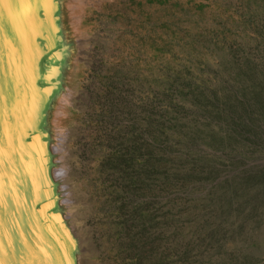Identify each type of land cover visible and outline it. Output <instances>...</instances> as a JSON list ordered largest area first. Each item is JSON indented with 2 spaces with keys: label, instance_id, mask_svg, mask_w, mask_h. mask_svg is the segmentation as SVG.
Wrapping results in <instances>:
<instances>
[{
  "label": "rangeland",
  "instance_id": "obj_1",
  "mask_svg": "<svg viewBox=\"0 0 264 264\" xmlns=\"http://www.w3.org/2000/svg\"><path fill=\"white\" fill-rule=\"evenodd\" d=\"M89 2L64 123L83 264H264V180L207 196L264 168L262 122L246 146L207 147L231 95L264 97V0Z\"/></svg>",
  "mask_w": 264,
  "mask_h": 264
},
{
  "label": "bare ground",
  "instance_id": "obj_2",
  "mask_svg": "<svg viewBox=\"0 0 264 264\" xmlns=\"http://www.w3.org/2000/svg\"><path fill=\"white\" fill-rule=\"evenodd\" d=\"M89 3L0 0V264L85 263L72 211L80 201L70 183L72 134L64 123L77 95L70 86L79 73L73 52L84 39ZM55 208L61 213L46 215Z\"/></svg>",
  "mask_w": 264,
  "mask_h": 264
},
{
  "label": "trees",
  "instance_id": "obj_3",
  "mask_svg": "<svg viewBox=\"0 0 264 264\" xmlns=\"http://www.w3.org/2000/svg\"><path fill=\"white\" fill-rule=\"evenodd\" d=\"M231 96H234L233 98L235 99V101L232 103V101L229 100L228 103L231 104L229 108L232 111L231 113L234 114L230 115V113H228L223 116L218 114V117H220V119H222L221 116L225 118L222 119L225 123V127L223 128L222 126L219 129L220 134L218 136L212 135L211 138H209L210 140H208L209 142L207 141V147H209V149L212 150L213 152H215L218 149H223L226 146L229 147L231 144H239L240 146L245 145L244 141L246 140L250 141V139L259 136V132L257 131L256 126H259L260 125L259 123L261 122L264 124V99H263L264 97L253 94V96L250 98H248V96L237 98L236 93H234V95ZM210 104L214 105L216 104V102L212 101ZM200 132H201L200 130H193L191 133L187 132L183 136H186L185 138L191 139L192 141L195 140L203 141L207 136H209V134L207 133L202 138L197 137L196 133H200ZM192 133H195V135L191 136ZM218 160L223 161L224 159L221 156H215L214 161H218ZM227 162L229 163L230 166H235L239 163V160L232 159V160H228ZM208 167L207 169L209 173L205 174V176L203 177L201 176V172L197 171L196 167L190 166L187 172L183 171L182 174L183 178L184 180H186V182L188 181L190 183L197 181L200 182L202 179L207 180L212 175H215L217 172H219V170H217L216 165H212V169L210 168V166ZM178 169L180 170V168ZM240 174L241 175H239V177L236 178L238 179L237 182L238 184L236 182L232 184L233 182L232 181L230 182L231 179L220 181L215 186L211 187V189L207 192V196L211 195L210 194L212 193L211 190L217 187L219 188L222 187L224 189L232 185H237L239 186L240 189H242L243 185H248L250 183H252L253 185L258 181L264 180V168L258 169L256 171L245 170V171H241ZM231 206L232 205L229 204L230 208H232ZM252 210H255V206L253 207Z\"/></svg>",
  "mask_w": 264,
  "mask_h": 264
},
{
  "label": "water",
  "instance_id": "obj_4",
  "mask_svg": "<svg viewBox=\"0 0 264 264\" xmlns=\"http://www.w3.org/2000/svg\"><path fill=\"white\" fill-rule=\"evenodd\" d=\"M59 50L62 51V53H63L64 50H65V47H64V46H61V47H59ZM42 61H43V70H48L47 68H49L48 66H50L51 63H50L47 59H43ZM41 84H43V83H40V84H39V87H40V88H46V85H45V84H43V85H41ZM56 96H57L56 93H54V94H52V96H50V97H51V99L49 100V103H50V104L47 103V106H49V107L51 108V101H54V99H55ZM47 106H46L45 109H44L45 111L49 109V107H47ZM41 127H42V126H41ZM45 131L47 132V128H46L45 125H44L43 128H42V134H41L42 136H45V135H46V132H45ZM26 133L29 134V137H30V134H31L32 132H28V131H27ZM31 135H32V134H31ZM33 136H34V135H33ZM26 137H27V136H26ZM30 138H31V137H30ZM46 141H47L46 138L42 139V142H43V143L46 142ZM44 159H50V157L47 156V155H45V156H44ZM256 164H264V160H259V161H257ZM222 179H223V178H222L221 175L219 174V175H218V178L216 179V182H215V183L219 182V181L222 180ZM189 193H192V191L190 190ZM189 193H188V191L185 192L186 195L189 194ZM57 196H58V194L54 195L53 198H55V197H57ZM40 206H41L40 203L36 204V205H35V208H34L35 211H40ZM60 213H61V212H60V210H59L58 208H55L54 210H47V211H46V215L49 216V217H50V216L57 215V214H60ZM62 224L65 226L66 223L63 222ZM63 225H62V226H63ZM65 229H67L66 226H65Z\"/></svg>",
  "mask_w": 264,
  "mask_h": 264
}]
</instances>
